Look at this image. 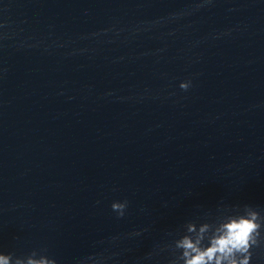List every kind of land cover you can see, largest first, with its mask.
I'll list each match as a JSON object with an SVG mask.
<instances>
[{
  "label": "water",
  "instance_id": "1",
  "mask_svg": "<svg viewBox=\"0 0 264 264\" xmlns=\"http://www.w3.org/2000/svg\"><path fill=\"white\" fill-rule=\"evenodd\" d=\"M243 205L264 212V0H0V251L169 264L171 234Z\"/></svg>",
  "mask_w": 264,
  "mask_h": 264
},
{
  "label": "clouds",
  "instance_id": "2",
  "mask_svg": "<svg viewBox=\"0 0 264 264\" xmlns=\"http://www.w3.org/2000/svg\"><path fill=\"white\" fill-rule=\"evenodd\" d=\"M178 87L187 91L191 81H182ZM110 207L120 218L125 214L127 202H113ZM171 235L170 242L156 250L169 253V264H252L253 250H264V212L249 205L218 208L213 218L188 221L182 230ZM0 264H57V261L42 251L33 250L23 256L0 251Z\"/></svg>",
  "mask_w": 264,
  "mask_h": 264
}]
</instances>
